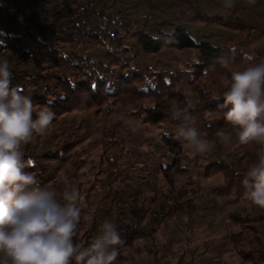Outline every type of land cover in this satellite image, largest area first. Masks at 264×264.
Returning <instances> with one entry per match:
<instances>
[{
  "label": "trees",
  "instance_id": "trees-1",
  "mask_svg": "<svg viewBox=\"0 0 264 264\" xmlns=\"http://www.w3.org/2000/svg\"><path fill=\"white\" fill-rule=\"evenodd\" d=\"M65 2L66 8L58 9L56 0H15L18 10L25 13L40 10L49 18L19 21L0 10V42L21 50L24 56L19 61L0 55V59H6L10 64L12 85L23 89V94L31 97L37 109L48 107L55 113L46 132L22 147L27 165L25 171L34 173L42 186H54L58 195L74 185V174L68 172L66 166L71 152L87 138L86 133L80 135L82 121L75 124L72 118L69 120L79 109L98 117L111 115L114 108L132 107L131 115L162 128L164 125L178 126V121L170 119L173 106H193L196 126L202 133H207L205 138L209 142L216 143L215 150L202 158L204 164L199 166L202 180L210 183L208 188L215 197L237 205L229 212L231 227L235 229L229 240L236 253L247 264H264V209L248 201L243 185L248 166L258 160L261 146L254 142L240 144L238 131L225 119L228 108L219 107L223 98L212 99L227 90L234 70L250 62H264V50L247 53L227 46L198 44L182 25L174 26L169 32L157 30L155 35L147 34L144 28L131 26L130 21L121 25L117 18L122 11L116 9L106 13V4L97 7L94 0ZM85 2L89 8L84 15L69 17L73 7ZM171 8L178 9L177 16L185 21L199 19L230 26L221 17L202 14L192 0H175L171 2ZM189 12L192 16L188 18ZM97 15L100 18H96ZM231 24L232 29L241 33L256 27L241 20ZM167 50L189 52L195 56L186 60L180 69L155 66L137 70L134 62L137 54L156 56ZM186 90L193 97V103ZM218 129L232 131L230 144L218 141L215 135ZM45 135L60 137L62 142L44 150L41 137ZM162 141L174 156L162 167L170 194L161 200L152 198L151 210L144 202H139V190L132 189L130 193L114 190L105 196L118 216H122L115 222L118 229L128 220L138 229L123 237L122 248L131 246L138 239L150 238L156 222L163 219L160 208L169 207L174 217L178 213L190 215L193 212V200L197 195L193 193L186 198L185 187L179 188L175 180L183 170L179 164L182 147L178 140L167 134H162ZM116 144L115 140H108L105 148ZM83 208L74 241L88 246L99 231L100 220L95 216L84 228L88 211ZM148 212L149 220L144 225L142 220ZM164 213L166 217L168 211ZM103 217L108 216L104 214ZM195 263L193 257L188 262L183 256L177 260V264Z\"/></svg>",
  "mask_w": 264,
  "mask_h": 264
},
{
  "label": "rangeland",
  "instance_id": "rangeland-1",
  "mask_svg": "<svg viewBox=\"0 0 264 264\" xmlns=\"http://www.w3.org/2000/svg\"><path fill=\"white\" fill-rule=\"evenodd\" d=\"M94 1L97 7L106 4V13L121 10L122 14L117 18L121 25L130 21L131 26L144 28L147 34L155 35L157 30L169 32L174 26L182 25L198 44L227 46L247 53L264 50V0H257L254 5L247 0H236L235 7L231 9L223 7V0H192L202 14L221 17L230 26L236 20L256 26L246 33L214 21H185L177 16L178 9L171 8V2L175 0ZM191 16L189 12L188 18ZM194 56L189 52L167 50L156 56L139 53L134 62L137 70L155 66L180 69L186 60ZM186 95L193 103L188 90ZM132 110V107H118L111 115L95 117L79 109L70 116L69 120L72 118L75 124L82 121L80 135L87 134V138L71 152L66 166L67 171L74 174L73 186L87 196L84 207L88 211L86 217L91 219H86L84 228L90 225L95 216L100 220L98 230L105 220L115 223L117 218L120 219L114 206L105 199L108 192L130 193L132 189L139 190L138 200L144 202L149 210L152 208V198L161 200L164 195L170 194L162 172V167L174 159L162 141V134H167L178 140L182 147L179 164L183 170L175 176V180L179 188L185 187L186 198L193 193L197 195L193 200V212L190 215L178 213L174 217L169 207L160 208V211L168 213L156 222L150 238L138 239L131 246L119 247L115 264H177L180 256L184 257L185 262L193 257L195 264H247L229 240L235 230L231 227L229 212L237 205L215 197L208 188L210 183L202 180L199 166L204 164L202 158L207 154L194 153L186 141L178 139L175 134L177 127L164 125L156 128L143 122L141 117L131 115ZM108 140H115L116 146L105 148ZM41 142L45 144L44 150H50L54 145L61 144L62 138L45 135L41 137ZM89 187L92 191H87ZM104 214L108 217H103ZM149 216L148 212L142 224L148 222Z\"/></svg>",
  "mask_w": 264,
  "mask_h": 264
},
{
  "label": "clouds",
  "instance_id": "clouds-1",
  "mask_svg": "<svg viewBox=\"0 0 264 264\" xmlns=\"http://www.w3.org/2000/svg\"><path fill=\"white\" fill-rule=\"evenodd\" d=\"M247 2L254 5L257 0ZM235 5L236 0H223L225 9ZM11 81L10 64L0 59V264H115L125 243L118 226L105 220L88 246L75 242L86 197L77 186L58 195L54 186H42L34 173L25 171L22 147L46 132L55 113L48 107L37 109ZM221 97L219 107L228 108L224 116L238 131L239 143L261 146L243 185L248 201L264 209V62L234 70L227 90L212 99ZM193 110V106L171 108L170 119L179 122L176 137L194 153L210 154L216 143L196 126ZM215 135L224 145L232 142L230 130L218 129Z\"/></svg>",
  "mask_w": 264,
  "mask_h": 264
},
{
  "label": "built area",
  "instance_id": "built-area-1",
  "mask_svg": "<svg viewBox=\"0 0 264 264\" xmlns=\"http://www.w3.org/2000/svg\"><path fill=\"white\" fill-rule=\"evenodd\" d=\"M57 1V8L58 9H64L66 8V2L65 0H56ZM89 8V4L87 2L80 4L78 6H75L72 8V10L69 12V17L71 18H77L82 15H84ZM0 10L4 11L7 15H9L12 18H15L17 20H30V19H40V18H49L43 11L37 10L34 12H23L21 10H18L15 4V0H0ZM96 18H100L99 15L96 16ZM0 55H4L7 57H11L14 59H18L19 61H22L24 56L23 52L19 49L14 48L13 46L7 45L5 43L0 42ZM161 217L165 216L164 212H161ZM155 217V216H154ZM120 219H122V216H120ZM119 231L122 235V237H126L131 232H136L138 229H136V226L132 222H126L123 226L119 228Z\"/></svg>",
  "mask_w": 264,
  "mask_h": 264
}]
</instances>
